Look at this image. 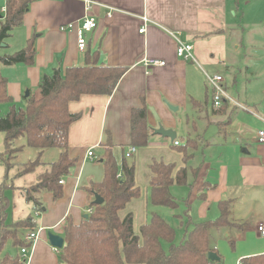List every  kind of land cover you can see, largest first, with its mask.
<instances>
[{
    "label": "crops",
    "instance_id": "1",
    "mask_svg": "<svg viewBox=\"0 0 264 264\" xmlns=\"http://www.w3.org/2000/svg\"><path fill=\"white\" fill-rule=\"evenodd\" d=\"M87 2L92 3L89 12L98 25L86 34L87 48L82 51L77 26L71 30L61 26L82 18ZM1 20L3 17L0 24ZM145 23L146 32L141 33ZM32 36L34 64L0 63V72L8 79V93L17 105L25 104L26 91L40 97L39 83L44 74H51L55 68L84 65L87 51L95 52L100 63L127 69L112 94H84L69 102V110L81 115L69 128V153L77 163L70 174L60 178L64 180L59 181L62 196L55 199L52 192L42 193L44 210L40 213L34 212L23 197L32 209L23 218L32 214L38 228H43L30 264H54V258L57 264L48 231L63 236L68 218L78 224L86 217L95 199L87 186L105 176L100 159L104 148L111 147L121 163L132 145V109L144 105L151 128L149 142L146 147L136 146L137 152L130 158L144 151L148 185L153 159L174 163L175 172L186 167L187 183L179 186L189 189L186 202L191 222L216 219L221 214L220 202L230 200V217L236 225L225 230L250 227L249 221L257 230L264 220V143L258 141V131L264 128V0H34L23 23L6 40L8 47L0 52L22 49ZM178 40L193 44L196 60L177 56ZM152 60L165 64L153 65ZM206 73L225 78L231 101L221 111L213 106ZM166 102L178 110H171ZM2 106L9 109V104ZM159 123L172 128L181 144L198 137L197 147L187 149L192 155L189 161L184 159L187 152L175 147V140L155 133ZM212 129L217 130L215 136L209 135ZM15 144L21 147L15 156L18 167L37 157L38 150L27 146L26 138ZM91 148L94 156L89 158ZM3 150L4 138L2 146L0 143ZM60 154L61 149L49 148L42 161H57ZM42 171L39 168L15 178L10 171L9 177L18 180V185L9 189L18 188L22 194L21 188L36 183ZM28 175H32L30 179ZM173 186L171 191L177 198ZM217 254L221 261L218 250Z\"/></svg>",
    "mask_w": 264,
    "mask_h": 264
},
{
    "label": "trees",
    "instance_id": "2",
    "mask_svg": "<svg viewBox=\"0 0 264 264\" xmlns=\"http://www.w3.org/2000/svg\"><path fill=\"white\" fill-rule=\"evenodd\" d=\"M34 0H6L5 14L0 24V51L8 47L6 40L15 28L23 23L24 15ZM36 48L34 36L27 45L12 53L0 52V63L11 66L18 63L32 65L35 62ZM126 67L110 66L100 63L95 52L87 51L84 65L55 68L51 74L41 77L40 97H26L24 105L13 102L8 93V79L0 72V132L4 133V150L0 151V165L5 167V179L0 182V264H25L20 254L5 253L1 256L5 243L12 240L13 246L26 245V231L37 229V219L32 215L5 223L10 201L6 190L12 185L6 183L11 169L10 157L21 150L16 140L26 138V145L38 150L34 160L23 164L18 176L45 166L37 182L21 188L33 211L44 210L41 195L52 192L55 199L62 196L60 178L70 174L77 158L69 153V128L80 117V113L69 110L70 101L78 100L84 94L110 95L126 71ZM213 103V101H212ZM9 104L2 113L1 105ZM224 104L221 108H223ZM221 111L222 109L219 108ZM222 126V124H220ZM151 128L147 123V107L133 108L131 112L132 145L146 147ZM192 138L175 145L179 151L187 152L189 147L196 148ZM196 142V140H195ZM49 148L61 149L57 161L44 163L42 156ZM105 166V176L100 182H91L87 190L91 196L103 198V203L94 200L90 207L93 212L87 214L78 224L67 219L63 228L64 246L59 256L64 264H209L208 253L217 250L212 245L213 233L219 229H230L236 225L231 219L232 201L220 202L221 214L216 219L191 222L189 210L185 211L186 226L183 239L175 242L176 230L163 217L153 213L150 219L135 228V216L132 211L121 214L128 203L140 197L141 188L136 182V165L130 164L123 156L118 163L111 147L106 146L100 156ZM174 163L153 159L150 164L152 176L149 193L154 205L177 208L179 201L172 194L174 184L187 183L188 170L182 167L175 172ZM175 172V173H174ZM121 174L118 177V174ZM180 218L185 219L182 215ZM11 227H13L11 229ZM243 229V225H241ZM234 243V240H231ZM169 244L165 249L163 243ZM244 264H264V254L243 258Z\"/></svg>",
    "mask_w": 264,
    "mask_h": 264
},
{
    "label": "rangeland",
    "instance_id": "3",
    "mask_svg": "<svg viewBox=\"0 0 264 264\" xmlns=\"http://www.w3.org/2000/svg\"><path fill=\"white\" fill-rule=\"evenodd\" d=\"M3 6H5V0H0V13L5 14L2 12ZM18 41V40H17ZM16 41V42H17ZM13 46V50L16 49ZM18 47V46H17ZM8 107L2 106V113L6 112ZM184 119V117H183ZM182 129H184V121L181 123ZM216 129H212L209 131V135L215 136L217 133ZM183 133V132H180ZM3 138L4 134L0 132V143L1 146L3 145ZM23 139V138H20ZM194 141L193 144H198V137L192 138ZM19 140V139H18ZM196 140V142H195ZM18 142V141H17ZM144 151L139 152L135 157L128 158L127 161L132 164L134 163V160L136 162V168H137V182L139 183L141 187V195L138 198L133 199L130 203H128L126 209L121 211V214H124L128 211H133L135 214V225L138 230L139 225L144 223L153 213H157L161 217H163L174 229L176 230V238L175 242L179 243L185 234L186 226L183 224L181 225V220H184L186 222L187 217L185 218V211L190 210L187 205V197L189 195V189L186 186H179L174 185L173 186V192L177 196V200L179 201V206L177 208H171L163 205H154L150 198L149 193V185H148V178H149V169L147 160H144L145 153ZM190 152V151H189ZM192 152V151H191ZM17 153L14 154V156L10 157V163H11V174H16L14 176L18 177V171L23 169V165H19L15 162V156ZM191 154V153H190ZM188 152L186 153L184 159L185 161H189L192 155H190ZM122 159V158H121ZM137 159V160H136ZM121 162V160L119 161ZM39 168H42L45 170V166H39L35 170H38ZM4 172L5 168L3 165H0V182L4 181ZM32 175H28L29 177ZM8 177V180L5 182L14 185H18V180H15L14 178ZM31 183V181H29ZM29 187V186H28ZM6 195L8 196L10 200V207L7 211V217L5 219V223L10 224L14 221L23 218L26 214L32 212L31 206L27 204V202L24 200V196L22 194H19L18 188L14 189H8L6 190ZM23 209V210H22ZM178 215H182L185 219L179 218ZM150 219V218H149ZM2 224V218L0 213V227ZM249 224L251 222L249 221ZM245 226V225H244ZM250 227H244L242 228H233L230 231L225 229H219L214 231L213 233V243L216 246L219 254L221 255V261L213 262L212 264H236V262L240 259H243L245 257H251L259 254H264V239L261 237L260 233L256 228ZM13 227H11L12 229ZM231 240H234V243H232ZM165 249H168L169 244L166 242L163 243ZM10 253L12 255L20 254V248H16L13 246V243L11 240H8L5 243V246L3 248L2 254ZM57 257V264H64L61 261V258L58 253H54ZM54 264H55V258H54Z\"/></svg>",
    "mask_w": 264,
    "mask_h": 264
},
{
    "label": "built area",
    "instance_id": "4",
    "mask_svg": "<svg viewBox=\"0 0 264 264\" xmlns=\"http://www.w3.org/2000/svg\"><path fill=\"white\" fill-rule=\"evenodd\" d=\"M92 3L87 2V7H86V13L85 15L80 18L76 22H69L67 24H64L61 26L62 30H71L75 26H77V35H78V46L79 49L82 51H85L87 48V39H86V34L93 29H95L98 25V21L96 17L92 16L90 14V9H91ZM2 12H6V7H3ZM108 15H111V12L108 13ZM147 21V20H146ZM141 33L146 32V23L143 25V27L140 29ZM177 56L183 60H196L195 55H194V46L190 42H183L178 40V45H177V50H176ZM151 64L153 65H164V61L160 60H152L150 61ZM206 78L208 81V84L211 88L212 91V101H213V106L215 108H221L224 104L228 103L231 101V97L228 94L227 88H226V82L225 78L223 75L214 73V74H209L206 73ZM258 141L261 143H264V128L260 129L258 131ZM176 145L179 144L178 140H175L174 142ZM94 148H91L87 151V157L91 158L94 156ZM137 152V147L134 145H130L126 152L125 156L127 158H130ZM121 174H118V177ZM64 180L61 179L60 183H63ZM93 212V208L87 209V213L90 214ZM43 228H37L34 230H29L26 232L24 235V239L26 242V245L22 246L20 249L21 257L23 258L25 264H30L31 259H32V253L35 249V246L39 239L41 238V232ZM257 230L260 233L261 237L264 239V220L260 222L257 225ZM53 250L59 253L58 248L53 247ZM237 264H244L243 259L238 260Z\"/></svg>",
    "mask_w": 264,
    "mask_h": 264
},
{
    "label": "water",
    "instance_id": "5",
    "mask_svg": "<svg viewBox=\"0 0 264 264\" xmlns=\"http://www.w3.org/2000/svg\"><path fill=\"white\" fill-rule=\"evenodd\" d=\"M0 18H2L1 13H0ZM25 95L26 96H29V91H26V94ZM166 103H167L168 107L171 110H173V111H177L178 110V107L177 106H174V105H172L169 102H166ZM150 110L154 113V109L153 108H150ZM156 119L159 120V117L156 116ZM155 133L160 134L163 137H168V138H170L172 140H175L176 135H177L176 132L172 128H165L162 125V123H159L158 124V127L155 128ZM94 202L96 204H101V203H103V198L100 197V195L96 194L95 195ZM87 216L88 215H86V217ZM47 235H48V241H49V243H50V245L52 247H56L58 249L63 248V246H64V237L63 236H61L59 234H56V233H53L52 231H48ZM208 259L210 261H218V260H220V257H219V255L216 252L210 251L208 253Z\"/></svg>",
    "mask_w": 264,
    "mask_h": 264
}]
</instances>
